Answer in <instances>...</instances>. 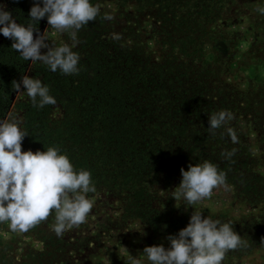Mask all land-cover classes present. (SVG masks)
Segmentation results:
<instances>
[{"label": "trees", "instance_id": "1", "mask_svg": "<svg viewBox=\"0 0 264 264\" xmlns=\"http://www.w3.org/2000/svg\"><path fill=\"white\" fill-rule=\"evenodd\" d=\"M114 1L123 7L134 5L137 14L158 25L160 60L114 39L99 14L78 33L79 45L73 49L80 55L78 74L51 72L39 62L34 65V78L49 87L57 104L38 109L29 97L21 103L23 129L29 135L22 151L60 148L75 169L91 172L97 190L120 197L127 214L164 238L178 234L190 217H179L172 207H157V189L171 186L181 168L188 170L190 164L210 161L244 198L264 201L260 157L245 136L247 129L255 132V125L263 124L264 81L257 102L251 104L246 95L248 107L243 109L245 97L222 79L224 42L213 33L235 0ZM32 5L33 0H7V10L21 24L29 23ZM11 44L8 38L0 42V119L6 117L16 94L13 81L19 82L31 66ZM221 110L233 117L243 111L238 116L244 118L245 127L237 122L231 128L229 121L211 134L208 117ZM233 151L230 158L222 155ZM53 240L47 234L41 243L55 259L51 251L58 244ZM15 250L13 243L0 239V264H44L41 259L47 257L30 252L16 259Z\"/></svg>", "mask_w": 264, "mask_h": 264}, {"label": "clouds", "instance_id": "2", "mask_svg": "<svg viewBox=\"0 0 264 264\" xmlns=\"http://www.w3.org/2000/svg\"><path fill=\"white\" fill-rule=\"evenodd\" d=\"M257 11L264 14V8ZM99 14V7L91 0H33L29 23L21 24L6 5L0 3V35L12 41L11 48L23 60L32 64L39 62L51 72L74 75L80 70V55L73 50L79 45L78 33ZM45 18L49 29L58 34L67 33L72 43L50 44L46 35L48 29L41 34L36 27ZM104 19L111 21L114 16L106 14ZM113 38L120 39V36L114 34ZM42 49H47L46 53L42 54ZM12 85L17 95L30 98L33 107L42 109L57 104L49 87L36 77L23 75ZM233 118L228 110L213 113L208 117L207 130L215 135V130L225 127ZM229 132L235 141V133L231 129ZM27 136L17 115L9 114L0 119V223L9 222L13 231L26 232L54 213L52 230L60 237L86 223L95 204V199L88 194L97 189L91 172L75 169L60 148L49 147L35 153L22 151V142ZM222 155L230 158L234 151ZM180 171L182 179L172 196L176 202L181 201V205L194 210L187 226L178 234L167 236V248L163 244L145 247L142 255H129L128 264H145V260L147 264H222L230 250L244 243L231 222L205 218L203 212L196 209L211 198L214 189L227 187L226 174L210 161L190 164L187 171L184 168Z\"/></svg>", "mask_w": 264, "mask_h": 264}, {"label": "rangeland", "instance_id": "3", "mask_svg": "<svg viewBox=\"0 0 264 264\" xmlns=\"http://www.w3.org/2000/svg\"><path fill=\"white\" fill-rule=\"evenodd\" d=\"M0 3L5 4L7 8V0H0ZM96 5L101 15L114 16L113 20H106L105 29L110 31L111 36L118 34L129 46L143 48L153 61L160 60L158 42L162 36L154 21L137 14L134 5L123 7L114 0H99ZM259 8H264V0H235L227 6L221 23L213 28L216 39L224 42L220 45L224 54L222 79L235 94L245 97L243 109L248 107L246 95L251 104L257 102L262 91L260 84L264 81V14L257 11ZM49 27L46 19L39 31L43 34L48 29L46 35L50 44L59 46L72 43L67 33L58 34ZM35 35L34 33V38ZM5 39L0 35V42ZM46 51L47 49L41 50L42 54ZM35 64L31 63L26 74L30 78H34ZM21 90L25 89L22 87ZM26 98V95L16 93L6 115H17L22 121V128L24 111L20 105ZM240 101L242 102L241 99ZM242 113L243 111H240L229 122L231 128L235 127L237 122L245 127L244 118H239ZM255 127V132L252 128L247 129L245 136L248 144H251L260 157L258 172L264 178V117L262 126L257 124ZM181 179L179 174L171 186L157 189L156 206L161 209L172 207L179 217H190L194 210L186 208L187 205H181V201L176 202L172 196V191L179 186ZM88 197L94 198L95 204L86 223L64 232L60 237L52 230L55 223L52 213L46 220L40 221L26 232L13 231L9 222L0 223V239L6 244L13 243L17 250L14 252L16 259L24 258L30 252L47 254L46 258L41 259L44 264H128L129 255L138 257L142 255L145 247L161 244L165 248L169 246L167 238L152 233L144 224L127 214L120 197L104 190L90 193ZM196 209L202 211L205 218L210 216L214 220L231 222L234 231L244 242L236 250H230L222 264H264V201L257 203L248 200L236 186L227 184L226 188L214 189L211 198L197 205ZM47 234L54 236L53 241L58 244L51 251L55 259H52L41 243ZM58 248L60 251L55 255ZM140 258L145 260L143 256Z\"/></svg>", "mask_w": 264, "mask_h": 264}]
</instances>
